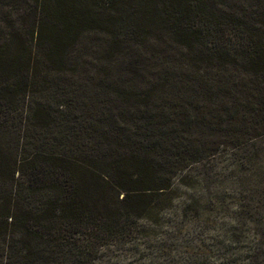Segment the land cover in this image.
Wrapping results in <instances>:
<instances>
[{
	"label": "trees",
	"instance_id": "obj_1",
	"mask_svg": "<svg viewBox=\"0 0 264 264\" xmlns=\"http://www.w3.org/2000/svg\"><path fill=\"white\" fill-rule=\"evenodd\" d=\"M263 136L264 0H0V264H98L179 174ZM260 215L240 200L244 264Z\"/></svg>",
	"mask_w": 264,
	"mask_h": 264
},
{
	"label": "rangeland",
	"instance_id": "obj_2",
	"mask_svg": "<svg viewBox=\"0 0 264 264\" xmlns=\"http://www.w3.org/2000/svg\"><path fill=\"white\" fill-rule=\"evenodd\" d=\"M263 186L264 136L243 149L224 147L179 174L136 234L107 249L98 264H244L257 235L248 232L237 244L230 231L240 200L257 206ZM257 220L264 229V215Z\"/></svg>",
	"mask_w": 264,
	"mask_h": 264
}]
</instances>
